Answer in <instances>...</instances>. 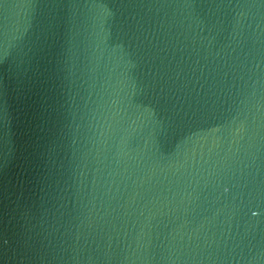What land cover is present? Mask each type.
Instances as JSON below:
<instances>
[{"label":"water","instance_id":"95a60500","mask_svg":"<svg viewBox=\"0 0 264 264\" xmlns=\"http://www.w3.org/2000/svg\"><path fill=\"white\" fill-rule=\"evenodd\" d=\"M0 264H264V0H0Z\"/></svg>","mask_w":264,"mask_h":264}]
</instances>
